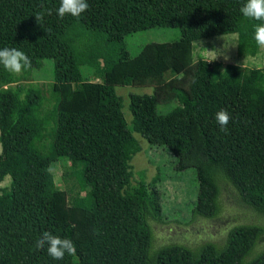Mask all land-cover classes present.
I'll use <instances>...</instances> for the list:
<instances>
[{
  "label": "trees",
  "instance_id": "16d2710c",
  "mask_svg": "<svg viewBox=\"0 0 264 264\" xmlns=\"http://www.w3.org/2000/svg\"><path fill=\"white\" fill-rule=\"evenodd\" d=\"M87 2L79 18L60 19V0H41L52 45L46 92L32 82L3 88L0 66V183L9 178L0 187V264H264V251H255L264 229L255 224L232 227L220 244L153 246L150 223L164 222L155 179L145 183L140 172L131 183L129 162L140 146L114 91L152 87L128 95L131 123L149 146L169 153L174 172L193 171L189 223L220 213L222 184L264 217V73L219 71L193 58L195 42L229 35L238 57L259 52L253 36L260 22L240 12L246 0ZM152 28L177 29L179 37L146 43L131 56L125 37ZM26 29L0 21V49L10 31L24 41ZM84 68L96 81L83 79ZM172 101L169 111H158ZM221 109L231 117L226 132L215 121ZM57 159L70 162L75 192L55 185L49 167ZM45 231L71 239L76 255L55 261L47 245L36 251Z\"/></svg>",
  "mask_w": 264,
  "mask_h": 264
},
{
  "label": "rangeland",
  "instance_id": "374dc122",
  "mask_svg": "<svg viewBox=\"0 0 264 264\" xmlns=\"http://www.w3.org/2000/svg\"><path fill=\"white\" fill-rule=\"evenodd\" d=\"M41 0H0V21L7 26H21L26 24V43L15 37L13 31L9 32L11 42H6L7 48H16V42L23 41V51L31 60V68L19 75L6 71L7 86L23 84L25 82L37 83L44 92L51 82V42L47 41L49 30L46 16L41 8ZM43 18L37 22L36 16ZM179 37L177 29L152 28L141 32L132 33L125 37L126 48L131 56L136 55L141 47L149 42H168ZM51 45V46H50ZM18 49V48H17ZM20 50V49H19ZM194 62L205 60L219 66V71L225 66H238L246 69H257L264 73V48L253 57L240 58L236 54V36H219L211 39L199 40L193 45ZM83 79L96 81L91 70L83 69ZM168 79V77H166ZM115 94L121 98L120 118L130 130L132 136L140 146L129 164L132 171V181L140 180L138 173H143L145 183L155 179V187L159 195L161 216L163 223H150L153 235V246L160 247L168 244H180L187 247H195L202 243L211 242L220 244L229 229L242 224L260 225L264 229V217L252 212L239 201L235 191L228 184H222L220 188L219 202L220 213L212 219L198 218L191 223L189 208L196 199V181L192 170L176 173L172 170L173 159L168 152L160 147L149 146L140 137L137 129L131 123L128 111L129 94H151L150 86H115ZM176 104L175 101L158 107V111L165 113ZM55 185L69 193L75 192L74 181L68 176L72 170L70 162L65 159H57L49 167ZM9 178L6 177L0 187L7 186ZM72 193V192H71ZM256 253L264 251V233L255 248Z\"/></svg>",
  "mask_w": 264,
  "mask_h": 264
},
{
  "label": "clouds",
  "instance_id": "9594fccd",
  "mask_svg": "<svg viewBox=\"0 0 264 264\" xmlns=\"http://www.w3.org/2000/svg\"><path fill=\"white\" fill-rule=\"evenodd\" d=\"M88 8L87 0H60L57 15L60 19L66 15L79 18ZM240 12L244 18L260 22L254 25L253 38L258 47L264 48V0H246ZM48 14L51 15V12L49 11ZM42 18V16H36L37 22ZM31 63L29 57L15 47L0 49V66L10 74L19 75L29 70ZM230 119V115L224 109L215 114V121L222 132L227 131ZM46 245L48 256L55 261L64 260L66 255L69 257L76 255V246L71 239L61 238L47 231L36 240L34 249L36 251L45 250Z\"/></svg>",
  "mask_w": 264,
  "mask_h": 264
}]
</instances>
